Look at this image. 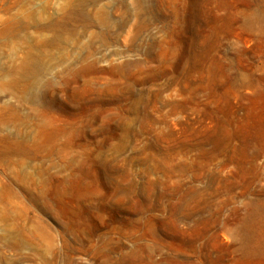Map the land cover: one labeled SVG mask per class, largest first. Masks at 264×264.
Returning a JSON list of instances; mask_svg holds the SVG:
<instances>
[{"label":"rangeland","instance_id":"rangeland-1","mask_svg":"<svg viewBox=\"0 0 264 264\" xmlns=\"http://www.w3.org/2000/svg\"><path fill=\"white\" fill-rule=\"evenodd\" d=\"M0 264H264V0H0Z\"/></svg>","mask_w":264,"mask_h":264},{"label":"bare ground","instance_id":"bare-ground-1","mask_svg":"<svg viewBox=\"0 0 264 264\" xmlns=\"http://www.w3.org/2000/svg\"><path fill=\"white\" fill-rule=\"evenodd\" d=\"M19 244V243H18Z\"/></svg>","mask_w":264,"mask_h":264}]
</instances>
